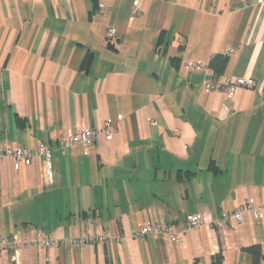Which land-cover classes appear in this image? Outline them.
<instances>
[{"label":"crops","instance_id":"0c3cea01","mask_svg":"<svg viewBox=\"0 0 264 264\" xmlns=\"http://www.w3.org/2000/svg\"><path fill=\"white\" fill-rule=\"evenodd\" d=\"M0 0V145L52 148L0 161V237L112 230L119 242L0 252V264H264V5L259 0ZM106 4L104 8L100 4ZM116 34L108 36L109 28ZM228 56L215 72L213 56ZM85 61L86 64H85ZM196 62L186 70L184 62ZM253 79L234 95L202 83ZM114 123L108 138L100 129ZM95 141L63 152L70 131ZM253 200L260 211L245 210ZM242 210L221 227L222 210ZM211 226L181 242L132 238L149 222Z\"/></svg>","mask_w":264,"mask_h":264},{"label":"built area","instance_id":"2783aa9c","mask_svg":"<svg viewBox=\"0 0 264 264\" xmlns=\"http://www.w3.org/2000/svg\"><path fill=\"white\" fill-rule=\"evenodd\" d=\"M141 0H134L133 2V12L137 13L139 10ZM259 3L264 5V0H259ZM106 4L101 3L100 7L104 8ZM116 30L114 27L109 28L108 36H114ZM198 63L188 61L182 64V68L190 70L192 68H197ZM254 85L253 79L248 78H228L224 81L220 80H209L202 83L203 89L205 91H216L223 90L229 96L234 95L235 91L240 86L252 87ZM264 94V89L261 91ZM108 138H112L115 133V126L113 122L106 121L103 127L100 129ZM99 133L98 129L93 127L81 128L75 131H70L66 137L61 138L59 148L64 152L66 148L71 145L79 144L85 149L88 144L95 141ZM53 150L46 144L38 145L35 148H31L23 145H10L4 144L0 145V161L5 159H13L17 164H31L36 157H40L44 161V170L48 180H52L53 176V160H52ZM245 210L250 211L252 214L256 215L259 213V209L254 206L253 200L249 199L244 206ZM242 210H222L221 217L219 220L215 221L214 224L217 227H221L231 218H235L238 221L243 220ZM211 223L203 214L193 213L186 217V228L177 231L173 228L171 224H163L161 222H149L136 226L130 230L128 233L132 238H143L147 236L167 237L172 242L179 243L182 241L184 234L193 228H198L201 226H211ZM122 235L113 232L112 230H104L98 234L90 235L84 234L80 236H69L64 239H60L55 235H48L46 233H40L35 239H28L26 237H19L17 235L0 237V252L2 250H10L13 252L12 258L17 261V253L19 250L24 249L29 246L40 247V248H58L60 246H65L67 248L72 247H82L88 243H108V242H119Z\"/></svg>","mask_w":264,"mask_h":264},{"label":"trees","instance_id":"16d2710c","mask_svg":"<svg viewBox=\"0 0 264 264\" xmlns=\"http://www.w3.org/2000/svg\"><path fill=\"white\" fill-rule=\"evenodd\" d=\"M227 61H228L227 55L217 54V55L213 56V58L211 59L210 66L215 72L221 73L225 69ZM86 62L87 61H85V64H86ZM245 250H247L248 252L253 254L254 263L256 264V261L258 259V255L262 252L261 247L259 245H252V246L245 248ZM212 264H223V256L221 254H217L213 258Z\"/></svg>","mask_w":264,"mask_h":264}]
</instances>
